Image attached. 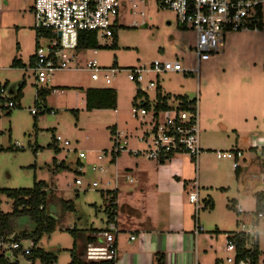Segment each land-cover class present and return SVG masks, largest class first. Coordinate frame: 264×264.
Masks as SVG:
<instances>
[{"label":"rangeland","instance_id":"rangeland-1","mask_svg":"<svg viewBox=\"0 0 264 264\" xmlns=\"http://www.w3.org/2000/svg\"><path fill=\"white\" fill-rule=\"evenodd\" d=\"M32 4L33 0H0V89L6 91L4 100L14 104L12 108H3L4 100L0 99V189H30L39 182L45 184L48 210L57 222L53 232L40 237L36 248L55 258L56 264H68L76 243L71 231L80 233L103 227L108 204L101 191L108 189L113 175L108 173V164H105L109 155L100 163L95 157L112 146V126L116 125L121 135L128 137L129 149H137L134 136L141 132L140 121L130 113L136 89L142 90L150 103L156 93L146 89L149 80L158 85L162 94L172 97L194 98L198 92L200 110L206 108L209 117L216 119L220 114L218 109L231 102L244 99L253 108L254 98L262 100L264 89L261 96L260 88L255 85L264 87V2L261 31L225 34L223 48L198 59L193 50L194 34L177 29L172 14L158 8L154 0L144 5L137 0L123 4L117 19L116 38L99 40L101 47L94 54L90 50L80 51L77 64V68L82 69L84 62L94 60L99 67L117 68L110 84L104 85L102 77L92 81L88 71L78 70L56 73L42 86L34 84L29 65L35 51V32L23 29L24 24H31L28 15ZM155 60H177L182 68L194 69L196 74H145L139 86L127 80L128 69L147 67ZM13 61L19 66L13 67ZM103 88L115 91V111H87L80 89ZM11 89L13 93L9 94ZM38 89L47 91L44 99L36 97ZM140 98L144 96L140 94L136 102ZM249 114L257 116L259 113ZM259 115L264 120V105ZM224 134L218 137L225 138ZM56 137L67 141L69 146L55 143ZM243 141L238 145L245 159L240 163L239 179L229 178L225 185L227 191L212 190L209 195L215 202L213 212L199 211L205 233L213 232L216 236L215 257L221 259L222 264H227L225 258L231 256L222 251L226 245L225 236L237 232L244 218L248 219L246 228L253 229L255 196L264 191V159L253 156L249 144ZM79 152L86 157L79 160L83 165L82 175L74 171ZM201 154L207 155L206 171L202 167L199 174L201 180L207 181L206 186L226 177L229 172L226 162L217 160L213 152ZM62 162L66 169L56 168ZM90 162L101 166L102 171L92 172ZM76 178H81V186L74 185ZM205 192L211 190L200 186V205ZM61 201L70 202L73 210L65 212ZM236 201L243 214L234 210ZM0 211H12V201L3 195L0 196ZM26 227L17 233L19 241L15 242L22 251L31 248L30 240L23 239V234L28 233ZM253 230L258 234L256 246L261 252L258 264H264V226L259 223ZM10 254L8 259L16 260L17 264H42L38 259L32 263L27 261L20 251L15 259L13 251ZM211 258L204 255L202 261L207 264Z\"/></svg>","mask_w":264,"mask_h":264},{"label":"built area","instance_id":"built-area-1","mask_svg":"<svg viewBox=\"0 0 264 264\" xmlns=\"http://www.w3.org/2000/svg\"><path fill=\"white\" fill-rule=\"evenodd\" d=\"M135 0H33V30L36 37L35 51L32 56L30 70L32 71L35 85H46L49 78L56 73L64 71L85 70L90 73L92 81L102 77L104 85H109L112 77L118 69L102 68L97 66L94 60L84 62L82 69L77 68L79 41L85 33H92L99 40L113 39L117 31V19L123 4L133 3ZM142 5L148 0H137ZM156 6L163 11L172 14L174 26L183 31L194 34V54L198 59L203 54L217 53L223 48L225 34L228 33H255L263 29L262 5L264 0H154ZM130 11H132L130 9ZM142 15V14H141ZM40 42L44 43L43 45ZM101 47V46H99ZM93 54L96 50H90ZM182 73L196 74L194 69H184L177 61L155 60L147 67H135L127 70L128 81L141 85L145 74ZM158 85L149 80L146 89L155 92ZM142 95H146L142 90ZM5 90L0 89V99H5ZM198 92L194 98L178 100L170 98L163 109H156L162 104L156 97L150 103L145 98H140L132 105L130 110L132 118L140 121L141 132L134 136L137 145L129 149L128 137L114 132L111 140L112 146L104 153L97 154L95 161H104L125 154L132 157H141L156 164H163L175 156H186L192 161L201 154L199 147V108ZM159 97H163L160 93ZM138 99V98H137ZM136 99V100H137ZM5 101V100H4ZM2 102L3 108H12L11 101ZM62 142L64 147L69 146L67 141L60 137L55 138V143ZM250 153L256 158L264 159V144H253L248 147ZM217 159L231 162L233 169H237L243 161V152L239 149H231L215 153ZM85 154L78 153L77 164L74 171L78 175L83 174V165L80 159H85ZM90 170L102 171V167L96 163L90 165ZM75 186H81V178L74 180ZM193 192L189 193L188 201L194 205L197 211V187L193 184ZM115 205L114 203H112ZM237 214H243L241 206L235 205ZM248 219L239 224L235 234H243L249 238L245 244L246 249H252L257 241V232L253 229L260 223L264 226V212L256 213L253 229H247ZM198 224L194 227V233L200 231ZM116 229L113 223H109L106 230L97 234L96 243L87 244L83 254L86 262L116 264L118 252L115 245ZM264 235V233H263ZM232 235H226V245L223 251L231 256L225 258L227 264H249V262L236 259V249L230 240ZM134 237L130 236V240ZM7 242L0 239V256L9 258L11 251L18 250L21 254H27L31 248L22 251V247L15 242L4 246ZM32 247V243L30 242ZM21 247V248H20ZM55 264V263H52Z\"/></svg>","mask_w":264,"mask_h":264},{"label":"crops","instance_id":"crops-1","mask_svg":"<svg viewBox=\"0 0 264 264\" xmlns=\"http://www.w3.org/2000/svg\"><path fill=\"white\" fill-rule=\"evenodd\" d=\"M28 16L31 18V24H24L23 29L26 27L28 30H32V7ZM114 38H116V34ZM29 62L31 65L32 57ZM255 87L260 88L258 93L262 96L264 87L257 84ZM157 90L161 92L159 87ZM12 93L11 89L9 94ZM143 96L148 100L147 95ZM173 97L189 98L187 96ZM260 98H254L253 108H250L244 99L217 108L218 114H220L216 119L209 117V111L206 108L203 107L200 110L198 96L199 147L201 151L213 152L215 155L216 152L241 149L238 145L243 140L249 144L248 147L253 144L263 145L264 120L259 114L262 115L264 104L260 103L264 101V96L262 100ZM252 111L259 114L251 116L249 113ZM114 132H119L116 125L112 126L110 133ZM222 133H225V138L218 137ZM240 139L241 141H239ZM206 156L200 154L196 161H192L186 156H175L170 161L159 165L141 157L125 154L107 159L105 164H108V173H111L113 177L109 181L111 185L109 184L108 189L101 191V196L106 203L105 192H115V205L111 209L113 210V212L111 211L113 213L112 220L108 219V210L105 209L102 228H90L80 233L76 232V243H74L73 254H70V262L76 259L88 263L83 259L86 239L95 238L98 240L97 232L106 230L108 224L113 223L116 229L115 245L118 252L116 264H204L202 261L204 255L212 256L207 264H222V260L215 257L217 253L214 248L216 236L213 232V235L205 233L200 222L199 211H214L215 202L209 194L213 189L227 191L226 183L229 178L239 179L241 167L239 164L237 169H233L230 161L223 160L229 167L226 177H220L213 181V184L206 186L207 181L199 178L200 169L203 167L206 171ZM215 158L217 159L216 155ZM91 164L92 162H90ZM212 173L216 174L213 170ZM194 183L197 187L198 209L196 212L194 205L188 201V195L193 192ZM200 186L211 190V192L204 193L201 205ZM196 224L201 229L197 234L194 233ZM216 231L218 232V230ZM130 236H133L134 239L130 240ZM53 261H56L55 258Z\"/></svg>","mask_w":264,"mask_h":264},{"label":"trees","instance_id":"trees-1","mask_svg":"<svg viewBox=\"0 0 264 264\" xmlns=\"http://www.w3.org/2000/svg\"><path fill=\"white\" fill-rule=\"evenodd\" d=\"M115 36V35H114ZM115 39V38H114ZM100 48L97 45L96 38L92 33L83 34L79 41L80 50H96ZM13 67H17L18 62H12ZM84 96L85 109L87 111L92 110H115L116 107V93L113 89L103 88V89H86L81 90ZM161 92L156 90V97L162 104L156 106V109H163L165 107L166 101L170 99L168 95H163L159 97ZM47 91L44 89H38L36 91V97L44 99ZM140 91H136L133 98V104L136 99L140 96ZM174 99L185 100L186 97H173ZM14 105V104H13ZM113 134V133H112ZM264 153V149H263ZM56 168L66 169L64 163H60ZM3 195L7 199L12 201V211L10 213H3L0 211V239L3 242H18L19 236L17 233L19 231H24V226H27L28 233H24V240L29 239L32 243V247L27 254H22L23 258L31 263L35 260H40L42 264H52L53 257L45 254L41 249L36 248L40 237L43 234H50L54 231L57 218L53 216L48 210L47 204V193L46 186L43 182L35 184L30 189H17V190H6L0 189V196ZM107 198L106 203L108 204V219L110 221L113 217L112 207L114 205V191H106L104 194ZM61 206L63 210L72 211L73 207L70 202L61 201ZM112 211V212H111ZM264 212V191L255 196V213ZM104 231V230H102ZM98 231V233L102 232ZM73 238L75 239V230L71 231ZM22 234V233H21ZM26 234V235H25ZM232 235L230 240L234 243L236 249V259L248 261L249 264H258V258L260 256V251L256 246V242L253 244L252 249H246L245 244L248 242L249 238L243 234L228 233ZM12 238V239H10ZM98 240L95 238L86 239L85 247L87 244L96 243ZM85 251V249H84ZM19 254L18 250H14L12 258H16ZM84 254V253H83ZM0 264H17V261H11L8 258L0 256ZM56 264V263H55ZM70 264H94L92 262L84 263L73 259Z\"/></svg>","mask_w":264,"mask_h":264}]
</instances>
